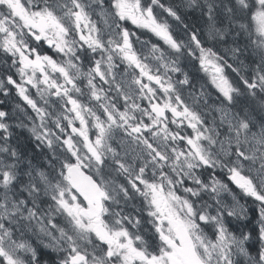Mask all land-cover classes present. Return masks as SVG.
Instances as JSON below:
<instances>
[{"label": "snow or ice", "instance_id": "6c2138e0", "mask_svg": "<svg viewBox=\"0 0 264 264\" xmlns=\"http://www.w3.org/2000/svg\"><path fill=\"white\" fill-rule=\"evenodd\" d=\"M0 97V264H264V0H0Z\"/></svg>", "mask_w": 264, "mask_h": 264}, {"label": "trees", "instance_id": "16d2710c", "mask_svg": "<svg viewBox=\"0 0 264 264\" xmlns=\"http://www.w3.org/2000/svg\"><path fill=\"white\" fill-rule=\"evenodd\" d=\"M19 136H20L22 142L27 143L26 140L21 135H19Z\"/></svg>", "mask_w": 264, "mask_h": 264}, {"label": "rangeland", "instance_id": "374dc122", "mask_svg": "<svg viewBox=\"0 0 264 264\" xmlns=\"http://www.w3.org/2000/svg\"><path fill=\"white\" fill-rule=\"evenodd\" d=\"M24 138V137H23ZM25 139V138H24Z\"/></svg>", "mask_w": 264, "mask_h": 264}]
</instances>
